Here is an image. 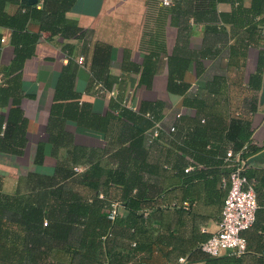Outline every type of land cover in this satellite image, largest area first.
I'll use <instances>...</instances> for the list:
<instances>
[{
    "label": "crops",
    "instance_id": "obj_1",
    "mask_svg": "<svg viewBox=\"0 0 264 264\" xmlns=\"http://www.w3.org/2000/svg\"><path fill=\"white\" fill-rule=\"evenodd\" d=\"M237 3L7 0L8 18L26 7L36 13L16 34L0 25V87L18 89L0 95V137L9 115L25 122L16 143L0 141V192L25 193L31 173L45 181L57 165L88 177L97 166L99 181L109 172L116 179L99 185V198L121 206L104 264H205L199 245L218 230L227 147L246 146V157L264 149V28L251 33L234 23L248 15L239 16ZM242 5L249 9L250 0ZM15 40L24 60L15 61ZM59 82L65 91H57ZM150 117L162 122L155 139ZM245 174L258 208L242 233V264H258L264 166ZM49 253L77 264L72 253Z\"/></svg>",
    "mask_w": 264,
    "mask_h": 264
},
{
    "label": "trees",
    "instance_id": "obj_2",
    "mask_svg": "<svg viewBox=\"0 0 264 264\" xmlns=\"http://www.w3.org/2000/svg\"><path fill=\"white\" fill-rule=\"evenodd\" d=\"M6 1L0 0V25L11 27L16 34L24 27L29 12L35 15L36 10L32 8L30 11L26 7L14 18H8L3 12ZM232 1L238 2L235 10L240 12L239 16L248 13L234 23L239 26L248 24L251 33L264 28V0H250L249 9L243 7V0ZM12 44L15 61L24 60L25 54L21 57L22 54L16 51V40ZM261 65L262 58L259 61ZM17 90L14 85L9 89L0 87V95H13ZM65 90L64 83L59 82L57 91ZM24 124L19 113L9 115L0 141L10 138L11 143H16L18 136L23 134ZM241 148L236 146L233 150ZM246 156L243 154V158ZM96 167L88 177L87 174L75 175L71 166L57 165L52 178L45 181L34 182L30 177L35 175L31 173L24 182L25 193L18 191L15 195H5L0 192V264H60L49 259V252L54 249L72 253L77 264L105 263L109 253L107 243L112 239V229L119 217L114 220L107 218L109 208L107 202L99 198V185L112 187L116 179L109 172L104 181H99V177L92 173ZM245 253L216 258L207 256L205 264H242ZM183 264H188V261ZM258 264H264V259H260Z\"/></svg>",
    "mask_w": 264,
    "mask_h": 264
},
{
    "label": "built area",
    "instance_id": "obj_3",
    "mask_svg": "<svg viewBox=\"0 0 264 264\" xmlns=\"http://www.w3.org/2000/svg\"><path fill=\"white\" fill-rule=\"evenodd\" d=\"M43 1L37 0V5H42ZM162 3L168 5L169 0H162ZM0 40L4 42L5 37H1ZM63 61L67 62V58ZM76 61L81 64L83 57H78ZM180 116L181 111L175 114V118ZM150 121V136L151 139H155L162 130V122L153 117H150ZM169 130L172 132L175 129L171 126ZM245 151L246 146L238 151L228 146L225 151V159L230 164L231 171L228 176L229 186L221 209L218 230L200 245V250L209 257L240 256L246 251V239L242 236V232L250 229L254 224L258 203L256 193L245 175L246 158H243ZM189 170L190 168L185 169L186 172ZM108 208L107 218L114 220L120 212V203L110 201Z\"/></svg>",
    "mask_w": 264,
    "mask_h": 264
},
{
    "label": "water",
    "instance_id": "obj_4",
    "mask_svg": "<svg viewBox=\"0 0 264 264\" xmlns=\"http://www.w3.org/2000/svg\"><path fill=\"white\" fill-rule=\"evenodd\" d=\"M30 3H36V0H27ZM259 102L261 105L264 104V77L262 80V89H261V93H260V99ZM245 167H260V166H264V149L258 151L257 153L247 157L245 159Z\"/></svg>",
    "mask_w": 264,
    "mask_h": 264
},
{
    "label": "rangeland",
    "instance_id": "obj_5",
    "mask_svg": "<svg viewBox=\"0 0 264 264\" xmlns=\"http://www.w3.org/2000/svg\"><path fill=\"white\" fill-rule=\"evenodd\" d=\"M41 135L40 136H44V134L43 133H40ZM36 134H34V135H32V136H35ZM41 169H43V170H48L49 168L48 167H44V168H41Z\"/></svg>",
    "mask_w": 264,
    "mask_h": 264
}]
</instances>
